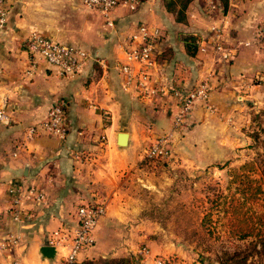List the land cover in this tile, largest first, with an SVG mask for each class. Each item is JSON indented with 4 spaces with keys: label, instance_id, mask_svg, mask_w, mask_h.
<instances>
[{
    "label": "crops",
    "instance_id": "1",
    "mask_svg": "<svg viewBox=\"0 0 264 264\" xmlns=\"http://www.w3.org/2000/svg\"><path fill=\"white\" fill-rule=\"evenodd\" d=\"M207 1L202 12L203 0H192L184 22L177 20L165 0H141L134 11L117 8L111 26L98 10L85 7L83 0H9L8 17L0 28V107L7 117L0 121V240L16 242L0 250V264H66L63 252L47 259L40 249L49 245V232L78 225L80 205L96 203L103 204L105 215L94 230L95 243L79 261L112 252V256L132 255L137 264H152L155 249L148 256L142 252L145 246L139 249L145 225L131 223L132 215L117 206L118 181L140 162L146 138L176 134L175 100L169 88L178 84L192 89L202 78H220L215 72L257 76L261 81L257 90L264 88V32L259 28L264 0H229L227 10L219 0ZM211 2L219 11L211 10ZM221 20L226 25L224 42L231 45L227 48L238 47L240 53L228 62L220 52H213L212 45L210 53L190 54L185 37L207 38ZM144 24L159 26L163 33L152 77L165 91L153 98L142 97L135 85L127 87L119 67L128 39ZM34 28L88 50L95 59L75 77H63L46 63L39 65L33 78L25 77L29 62L23 41ZM253 32L259 47L250 50L244 43L250 42L246 39ZM229 98L226 91L214 93L217 105ZM57 101L66 106L69 134L65 141L41 128ZM194 112L197 119L204 116L202 109ZM124 131L129 133L128 144L120 146L118 134ZM31 185L43 190L46 200L25 199L20 219H15L10 190ZM125 223H129L126 228Z\"/></svg>",
    "mask_w": 264,
    "mask_h": 264
},
{
    "label": "rangeland",
    "instance_id": "2",
    "mask_svg": "<svg viewBox=\"0 0 264 264\" xmlns=\"http://www.w3.org/2000/svg\"><path fill=\"white\" fill-rule=\"evenodd\" d=\"M190 1L165 0V4L171 11H179L185 22ZM187 3V8H182ZM208 3L203 0L200 11L204 12ZM228 15L233 18L230 11ZM259 26L264 28V20ZM33 32L43 34L34 28L28 36ZM261 39L264 47V37ZM246 40L250 44L244 46L250 50L259 47L254 32ZM224 46L231 45L225 41ZM235 49L237 53L238 47ZM214 75L220 78L209 79L210 106L203 104L194 109L204 111L200 119L192 111L193 120L187 119L166 143V155L148 156L159 136L145 139L140 162L118 181L117 206L132 215L131 223L145 225L139 249L145 246L150 255L155 249L156 256L182 264H264V248L254 245V238L233 235L224 212L228 196L236 189L233 170L256 162L252 177L264 187V88L257 90L256 85L261 83L257 76L240 78L224 72ZM202 80L206 79L199 82ZM221 91L230 98L217 105L214 93ZM262 204L264 199L252 206L262 210ZM125 257L136 260L129 254L112 256L111 252L83 262L103 264Z\"/></svg>",
    "mask_w": 264,
    "mask_h": 264
},
{
    "label": "built area",
    "instance_id": "3",
    "mask_svg": "<svg viewBox=\"0 0 264 264\" xmlns=\"http://www.w3.org/2000/svg\"><path fill=\"white\" fill-rule=\"evenodd\" d=\"M9 0H0V28L6 23L8 17ZM141 0H83L85 7L98 10L113 26L112 13L120 7H126L131 11L138 8ZM211 10H216V5L210 3ZM225 22L223 20L214 24L207 38L198 37V52H220L222 60L228 62L233 59L236 51L224 46ZM264 32V28L262 30ZM162 29L159 26L144 24L138 32L128 39L125 48L126 57L119 61V67L126 79L127 87L135 85L142 97L153 98L164 93V88L152 77V69L157 65V44L162 38ZM249 45L250 42H245ZM210 45L213 49H210ZM24 51L27 54L29 66L24 73L27 78H33L41 63H46L56 69L63 77H75L81 74L87 63L95 58L88 50L61 43L53 37L33 32L23 42ZM171 96L175 100L176 112L173 116V124L180 127L199 105L210 106L212 86L209 79L202 80L192 89H187L175 84L169 88ZM5 110L0 107V121L6 120ZM41 128L65 141L69 134V125L66 119V106L64 102L57 101L51 106L47 119L41 124ZM172 138L171 133L159 136L157 143L149 150L148 156L166 155V143ZM15 153V155H17ZM14 194L12 212L15 219H20L22 204L25 199H34L44 202L46 194L40 188L31 186L12 187ZM105 215L103 204H83L77 209L78 225L76 227L61 226L48 234V244L55 246L57 253L63 252L66 263L79 262L81 254L95 243L94 230L100 219ZM16 242L10 238L0 240V250H6ZM143 254L150 255L147 248H143ZM152 264H182L181 262L165 259L160 256L152 258Z\"/></svg>",
    "mask_w": 264,
    "mask_h": 264
},
{
    "label": "trees",
    "instance_id": "4",
    "mask_svg": "<svg viewBox=\"0 0 264 264\" xmlns=\"http://www.w3.org/2000/svg\"><path fill=\"white\" fill-rule=\"evenodd\" d=\"M219 1L224 10H227L229 0ZM187 5L188 3L182 8H187ZM175 13L177 14V20L183 21L179 15V11ZM197 39L198 37L192 34L187 35L184 39L187 51L192 55L197 54L199 49ZM255 169H257L256 162H248L240 169L232 171V183L236 184V189L228 196L224 212L228 218L229 227L233 235L241 239L254 238V245L259 244L264 248V204H262V210H257L252 206L253 203L264 199V187L260 180L252 177V173ZM83 261L67 264H95V261ZM103 264L137 263L134 258L125 257L121 259L105 260Z\"/></svg>",
    "mask_w": 264,
    "mask_h": 264
},
{
    "label": "water",
    "instance_id": "5",
    "mask_svg": "<svg viewBox=\"0 0 264 264\" xmlns=\"http://www.w3.org/2000/svg\"><path fill=\"white\" fill-rule=\"evenodd\" d=\"M129 133L128 132H119L118 140L120 146H126L128 144ZM40 253L44 258L54 259L57 255V249L52 245H44L40 249Z\"/></svg>",
    "mask_w": 264,
    "mask_h": 264
}]
</instances>
